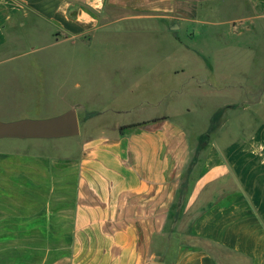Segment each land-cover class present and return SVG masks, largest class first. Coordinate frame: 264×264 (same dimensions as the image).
<instances>
[{"label":"crops","instance_id":"crops-1","mask_svg":"<svg viewBox=\"0 0 264 264\" xmlns=\"http://www.w3.org/2000/svg\"><path fill=\"white\" fill-rule=\"evenodd\" d=\"M221 1L199 0V20ZM233 1L244 10L216 24L211 69L199 49L203 78L212 80L199 83V94L211 102L227 95L211 131L197 134L199 146L165 111L96 133L97 117L88 116L76 152L70 144L60 151L55 139L51 153L34 143L0 148V264H264V0ZM137 9L0 0V48L22 45L17 30L28 23L48 38L43 48L85 47L121 20L172 23L169 8ZM143 72L156 75L154 66ZM184 73L171 68L167 77ZM165 101L144 104L158 110Z\"/></svg>","mask_w":264,"mask_h":264},{"label":"rangeland","instance_id":"rangeland-1","mask_svg":"<svg viewBox=\"0 0 264 264\" xmlns=\"http://www.w3.org/2000/svg\"><path fill=\"white\" fill-rule=\"evenodd\" d=\"M108 5L169 8L172 25L152 19L121 20L108 27L109 32L98 31L85 47L63 44L43 48L41 44L49 42L48 38L39 40L28 23L17 30L22 45L0 48V121L43 120L74 108L81 125L80 137L55 141L61 143L60 151L70 144L76 152L79 138L87 135L83 119L88 116L97 117L93 122L97 129L92 131L96 133L102 124L143 121L166 111L184 125L196 145L197 134L211 131L210 122L217 118L218 103L226 95L211 102L210 95L199 94V83L212 82L210 73L203 78L199 49L209 57L203 62L211 69L212 35L219 29L216 24H223V28L244 8L233 0H224L209 13L207 9L199 20V0H108ZM124 16L112 15L114 19ZM178 41L191 50L181 49ZM144 65L154 66L156 75H145ZM180 67L184 74L167 77L169 69ZM251 69L254 72L253 64L247 68ZM163 96L166 101L158 110L144 104L147 99L159 100ZM130 106L133 110H125ZM231 119L235 122L238 118ZM52 140L3 139L0 148L10 150L34 143L43 152L51 153Z\"/></svg>","mask_w":264,"mask_h":264},{"label":"water","instance_id":"water-1","mask_svg":"<svg viewBox=\"0 0 264 264\" xmlns=\"http://www.w3.org/2000/svg\"><path fill=\"white\" fill-rule=\"evenodd\" d=\"M79 132L80 122L74 108L43 120L23 119L7 123L0 121V140L61 139L77 136ZM150 264L165 263L153 261Z\"/></svg>","mask_w":264,"mask_h":264},{"label":"trees","instance_id":"trees-1","mask_svg":"<svg viewBox=\"0 0 264 264\" xmlns=\"http://www.w3.org/2000/svg\"><path fill=\"white\" fill-rule=\"evenodd\" d=\"M146 123H142V124H135V125H131V126H127V127H122L121 128V131H124L126 129H132V128H135V127H138V126H141V125H144Z\"/></svg>","mask_w":264,"mask_h":264}]
</instances>
